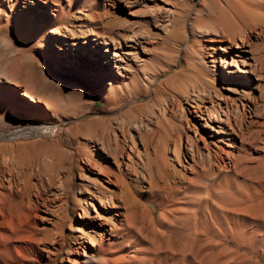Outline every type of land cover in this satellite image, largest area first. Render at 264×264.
Segmentation results:
<instances>
[{"label": "rangeland", "instance_id": "rangeland-1", "mask_svg": "<svg viewBox=\"0 0 264 264\" xmlns=\"http://www.w3.org/2000/svg\"><path fill=\"white\" fill-rule=\"evenodd\" d=\"M49 1L0 0V179L45 216L7 260L264 264V0Z\"/></svg>", "mask_w": 264, "mask_h": 264}, {"label": "bare ground", "instance_id": "bare-ground-1", "mask_svg": "<svg viewBox=\"0 0 264 264\" xmlns=\"http://www.w3.org/2000/svg\"><path fill=\"white\" fill-rule=\"evenodd\" d=\"M45 1L47 3L50 2L49 0H45ZM136 1L140 2L141 0H136ZM171 19L169 20V24L170 23L172 24ZM91 23H94L93 24L94 28L87 29L88 30V32H87L88 34H86V36L89 37L90 35H97V36L100 35V36L104 37L105 39H108L110 41V43L112 42V40H110L112 37H108L105 34V31L103 30V27L100 26L101 24L99 25L98 21H94V22L92 21ZM254 26H256V25L253 24V28H255ZM166 27L168 28V25ZM222 36H227L230 40H234V38L236 36H241V37L245 38L247 36V33L245 31L239 32L235 28L228 29L226 27H223L222 28ZM106 43H107V41H106ZM55 44H56V46H59L58 43L55 42ZM114 44L118 46L117 47L118 49L122 48V47H120L119 42H116V43L114 42ZM86 47H87V51H88V46H86ZM87 51L83 47H77V51H75L76 52L75 54L79 55V56H84L85 52H87ZM101 53H102V55H100ZM115 54L117 56H120L117 52H115ZM96 59H97L98 62L102 61L101 64H104V63L106 64V62L108 60V59L104 58V52L101 51V50H99V52L96 53ZM235 62H236V60H235ZM71 65L79 66V64H76V62H74V60H72ZM231 65H233V64L231 63ZM117 67H121V65L117 64ZM229 71H230V69H229ZM26 94L28 95V93H26ZM199 97H200V95H199ZM213 107H214L215 110H212V109L209 110L210 120H213V118H214V120H216V121H223L222 120V114L221 115L218 114V111H223L222 113L224 115H226L227 116V120L230 121L229 120V118H230L229 117L230 116V110H229L228 107H227V109L221 108L220 110H219V108L217 109V107H215V106H213ZM215 112H217V113L215 115L214 114L212 115V113H215ZM203 114H204V112H203ZM201 118L205 119L206 124H208L207 118H204V116H201ZM228 125H229V127H232L230 122H229ZM239 131H242V127L239 128ZM177 145L179 146L178 150L181 149L180 146L182 145V137H180V139L178 140V144ZM218 145H216V147H218L219 149L223 148L221 146L219 147ZM211 149H213L212 150L213 152L208 150V157H209L208 160H209L210 163H211V161L214 158V159L220 161V163H221L220 166L221 167H227V163H228L229 159L230 158L231 159L234 158V153L230 149L223 150L227 154L228 160H224L220 156V154H219V153H221L220 150L216 151L214 148H211ZM190 151H191V154H192V158L194 160V163H190V166L193 167L195 169V171H198L199 167H197L195 165H197L198 161H201V163H204L205 162V157H204V155H201V153H200V156H198L197 152H196V149L194 148L193 145L190 146ZM13 177L14 176H13V174L10 171L9 177H7V181L9 182V186H4L3 182H2V179H0V264H16L14 259L7 260V258H6L8 255H10L9 254L10 252H12L16 258L22 257L24 255L25 251H27V252L28 251H30V252L33 251V249H34L33 243L34 242L39 243V242H41L44 239V238L41 239L42 237H38L34 232L32 233L31 230L29 229V228L36 229L38 227V222L39 221H43L44 218H45V216L40 214V208H39L38 204H36L34 202L32 203V202H30L28 200L29 201V203L27 205L28 206V210L23 211V214L20 215L16 219L14 218V215H13L11 209L7 208L8 203H9L10 200L11 201H15L14 200V195L17 193V192H15V194H14V192L11 190V188L13 187L11 185L16 184V182H17V181L16 182L14 181ZM102 192H103V196L102 195L99 196L100 199H101L102 205L105 204V205H107V207H115L114 206V197L115 196L113 195V193L110 194L109 196H106L107 194H105V190H102ZM11 203H13V202H11ZM17 211H18V209H17ZM32 218H34V223L33 224H32ZM98 225H101V223L100 224H96V225L93 226L96 229L97 232H99V229H100V228H98L99 227ZM24 226L25 227L27 226L29 228H24ZM70 259H71V261L74 264H80V262H81V261L79 262L76 257H72Z\"/></svg>", "mask_w": 264, "mask_h": 264}]
</instances>
